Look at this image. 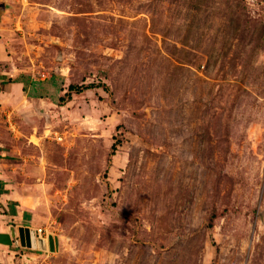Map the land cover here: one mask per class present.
Segmentation results:
<instances>
[{
	"label": "rangeland",
	"instance_id": "rangeland-1",
	"mask_svg": "<svg viewBox=\"0 0 264 264\" xmlns=\"http://www.w3.org/2000/svg\"><path fill=\"white\" fill-rule=\"evenodd\" d=\"M0 5L9 264H264V0Z\"/></svg>",
	"mask_w": 264,
	"mask_h": 264
},
{
	"label": "water",
	"instance_id": "water-1",
	"mask_svg": "<svg viewBox=\"0 0 264 264\" xmlns=\"http://www.w3.org/2000/svg\"><path fill=\"white\" fill-rule=\"evenodd\" d=\"M11 232L0 233V243L13 244V240H17V229L16 226H11ZM19 237L22 245L32 247L35 249L47 250L49 245L47 240L39 235V232L35 228L19 227ZM51 248L53 244V236H50ZM54 250V249H53Z\"/></svg>",
	"mask_w": 264,
	"mask_h": 264
},
{
	"label": "trees",
	"instance_id": "trees-1",
	"mask_svg": "<svg viewBox=\"0 0 264 264\" xmlns=\"http://www.w3.org/2000/svg\"><path fill=\"white\" fill-rule=\"evenodd\" d=\"M17 82H23V83H27V81L26 80H24V79H22V78H20L19 80H17ZM92 87H94L92 84H70L69 85V88H68V92H67V94L69 95V97L72 95V93L73 92H77V93H79V92H81V91H83L84 89H88V88H92ZM36 91V90H35ZM39 97H42L43 96V94H40V95H38ZM62 101H65V97H61L60 98ZM27 215H30L29 213H27Z\"/></svg>",
	"mask_w": 264,
	"mask_h": 264
},
{
	"label": "crops",
	"instance_id": "crops-1",
	"mask_svg": "<svg viewBox=\"0 0 264 264\" xmlns=\"http://www.w3.org/2000/svg\"><path fill=\"white\" fill-rule=\"evenodd\" d=\"M0 44H1V39H0ZM21 83H23V82H19L18 84H21ZM5 84L6 83H4V79L0 76V87L4 86ZM5 252H7V250H4L0 246V264H5V263H8L9 264L10 263L9 262V259H11V256L9 254H6Z\"/></svg>",
	"mask_w": 264,
	"mask_h": 264
},
{
	"label": "built area",
	"instance_id": "built-area-1",
	"mask_svg": "<svg viewBox=\"0 0 264 264\" xmlns=\"http://www.w3.org/2000/svg\"><path fill=\"white\" fill-rule=\"evenodd\" d=\"M60 139H62V138H60ZM38 231V230H37ZM40 235V234H39ZM41 236V235H40ZM45 238V237H44Z\"/></svg>",
	"mask_w": 264,
	"mask_h": 264
}]
</instances>
